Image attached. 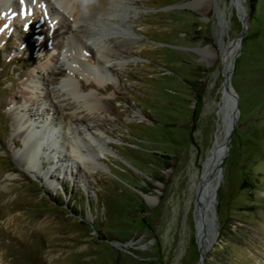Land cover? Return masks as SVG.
<instances>
[{
    "label": "rangeland",
    "instance_id": "374dc122",
    "mask_svg": "<svg viewBox=\"0 0 264 264\" xmlns=\"http://www.w3.org/2000/svg\"><path fill=\"white\" fill-rule=\"evenodd\" d=\"M188 1L126 0L137 39L108 87L93 90L103 109L95 116L62 86L74 52L57 59L51 90L41 77L29 88V72L52 67L59 51L44 34L67 18L37 0L22 6L32 12L23 18L0 4V27L9 25L0 32V264H196L195 191L220 122L223 56L244 23L218 234L202 264H264V0ZM81 59L92 63L87 53ZM77 69H69L76 86ZM23 91L41 101L37 116H25ZM75 116L82 121L73 124ZM75 141L91 155L89 169ZM35 142L36 156L23 158Z\"/></svg>",
    "mask_w": 264,
    "mask_h": 264
},
{
    "label": "bare ground",
    "instance_id": "6f19581e",
    "mask_svg": "<svg viewBox=\"0 0 264 264\" xmlns=\"http://www.w3.org/2000/svg\"><path fill=\"white\" fill-rule=\"evenodd\" d=\"M55 1L59 7L52 4L50 0H37V2H40L41 4L44 5L43 8L46 11V14L50 13L53 17H55L54 19L61 18L60 20H65V18H67L66 20L69 23L65 24L64 26L58 27L55 33H51L50 35L48 33L44 34L43 41L47 43L50 42L53 47L57 46L59 48V51L56 52L55 55H53L51 59L53 61L52 67L50 65H47V67L37 66L36 70H31L29 72L28 77H27L30 80L29 82L31 83V85L29 84V88H32V89L36 88V86L34 85V81L35 79L38 80L41 77L43 81L47 78V81L43 82V84H45V87L48 91L51 90V88L48 86V84L49 85L51 84V81L49 78H51V74H53L57 68L55 64L57 62V59H59L60 56H64L65 51L70 54L74 52L77 54V56L75 59H73L68 64L70 68H68L67 77L65 78V80H62L63 81L62 86H64L63 87L64 89H66L67 91H70L73 94L74 101H77V103H80L79 107L84 105L85 109L84 107L83 109L86 110L88 113L93 114L95 116L97 113H102L103 109L97 103V100L94 96L95 94L94 91L99 92V90H102L108 87L107 83L112 80L111 79L112 77L109 74V72H112V66L118 65L116 61L117 59L124 58L125 56H127V54L131 53L128 50L127 43L134 42L137 39L136 37L137 34L134 32V30L130 29L129 24H128L129 21L127 19L130 17L129 15L130 10H129L128 4L126 0H97V3L90 8L87 14H85L80 7L79 0H55ZM0 2H1L0 3L1 5L5 6L3 8H6V10L9 11V13L10 12L12 13V10H14V8L18 9V11L21 12L22 5L20 4V0H0ZM30 2H32V0H25L24 5L27 6ZM194 4H195L194 0L188 1L187 3L188 6L190 5L192 7L195 6ZM194 8H197V7H194ZM63 10L67 13V15L65 16L63 15L64 14L62 13ZM61 24L62 23H60V25ZM237 46H238L237 39L232 40L228 44V47L224 53V56H226V58L223 59L222 69H223V73L225 76H227V71L230 66V62H231L230 57L235 53ZM85 53H87L89 57L92 59V63L90 62L88 63L87 61H84L83 59H81V57H83ZM112 60H115V61L112 62ZM75 67L78 68L77 71L79 73V76L83 80V82L79 83L78 86H76L75 83L70 79L71 75L69 73ZM60 73L61 72H58L55 74H60ZM114 90L115 89H113V91ZM22 93H23L22 97H24L23 101H25L23 105L26 107L29 105L31 106V108H27L26 110L27 112L25 111L26 112L25 116L27 117L37 116V113L34 114L32 107L33 105H35V107L37 108L39 104H41V101L37 102L36 100H38V98L30 97L27 91H23ZM58 93L60 92L58 91ZM229 103L231 104L229 105L230 107L232 106V103H234V100H232ZM236 103H237V98H236ZM229 110L231 113H233L231 110V107L229 108ZM237 113L238 111H236V118H237ZM19 116L22 119H24L23 114ZM218 116L220 118V122H218V126H217L215 133H216L217 138L220 140L222 139V137L224 136V132L226 131L225 130L226 122L221 121V114L219 112H218ZM81 121H82V118L75 116L73 120V124L76 122H81ZM25 122H27L26 119L24 120L23 123ZM76 125L73 127L75 128L73 130L74 134L78 133V128ZM98 126H100V124ZM86 128L88 129V127ZM26 129L27 128L25 127L22 133L26 134V136L29 138V135L27 134L29 131L27 132ZM94 135L96 136L97 134L93 132V136ZM53 137L51 138L53 139ZM30 138L33 139V138H36V136L33 134V135H30ZM229 142H230V139H229ZM79 144H80V141L78 142L75 141V144L73 145L75 152L78 153L76 156L78 158H80L79 156H82L83 159H82L81 164L89 169L90 165L89 163H87L86 159L88 158L91 159V155H88L89 153L88 154L82 153L83 151L80 149ZM32 146L33 148L30 145V148L28 149L29 151L24 153L23 158L29 160V158H32V157L31 155H28V154H31V153L34 155V157L36 156V151L38 148L37 143L35 142L34 145ZM30 151L31 153H28ZM227 153L225 154L224 159ZM84 158L86 159L84 160ZM55 159L56 161H61V162L66 160L65 158H59L58 155ZM93 160H95L94 156H93ZM91 163H92V160H91ZM221 182H222V175H221V179L215 191V199H216L217 189L219 188ZM214 208H215V202H214ZM197 230H198L197 242H198V248L200 252L199 264H202L206 253L208 252L210 247L215 242L216 236L218 233L217 231L208 233L207 229L203 225H200V224H198Z\"/></svg>",
    "mask_w": 264,
    "mask_h": 264
},
{
    "label": "water",
    "instance_id": "95a60500",
    "mask_svg": "<svg viewBox=\"0 0 264 264\" xmlns=\"http://www.w3.org/2000/svg\"><path fill=\"white\" fill-rule=\"evenodd\" d=\"M233 4H236V0H231ZM246 32V24H243L242 30L239 35L235 38L238 41V46L240 48L241 39ZM233 39V40H235ZM238 54L236 49L235 53L230 57V66L227 71V76L224 75L223 69V88L221 94V103L219 104V113L221 114V121L226 122L225 132L222 139H218L216 133L214 134V140L208 149L204 160L201 165L200 179L196 186L194 207H193V222L195 229V237L197 238V227L198 224L203 225L207 232H216L217 231V217L215 214L214 202H215V191L218 186V183L221 179L223 166L222 161L225 154L229 149V139L232 131L234 130V125L236 124V111H238V106L236 103V94L233 91V88L230 84L231 72L234 66L235 58ZM226 56L223 57V59ZM234 100L232 103L231 110H229V102ZM229 110V111H228ZM218 126V122H217ZM199 260L196 264H199Z\"/></svg>",
    "mask_w": 264,
    "mask_h": 264
},
{
    "label": "snow or ice",
    "instance_id": "6c2138e0",
    "mask_svg": "<svg viewBox=\"0 0 264 264\" xmlns=\"http://www.w3.org/2000/svg\"><path fill=\"white\" fill-rule=\"evenodd\" d=\"M32 2L33 3H35L36 2V0H32ZM24 3H25V0H20V4L23 6L24 5ZM7 14L6 13H0V18H3L4 16H6ZM30 16V15H32V12H31V10L29 9V10H27V11H25L24 9H23V7H22V9H21V12H20V16L23 18L24 16ZM9 27V25L8 24H4L3 25V27H0V32H3L5 29H7ZM24 27H25V30H27V28H28V24H25L24 25Z\"/></svg>",
    "mask_w": 264,
    "mask_h": 264
},
{
    "label": "clouds",
    "instance_id": "9594fccd",
    "mask_svg": "<svg viewBox=\"0 0 264 264\" xmlns=\"http://www.w3.org/2000/svg\"><path fill=\"white\" fill-rule=\"evenodd\" d=\"M82 11L87 14L90 8L97 3V0H79Z\"/></svg>",
    "mask_w": 264,
    "mask_h": 264
}]
</instances>
